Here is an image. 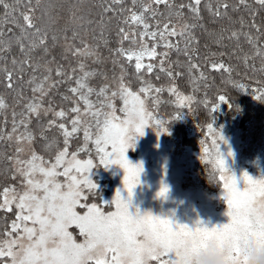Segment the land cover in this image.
<instances>
[{"label":"snow or ice","instance_id":"6c2138e0","mask_svg":"<svg viewBox=\"0 0 264 264\" xmlns=\"http://www.w3.org/2000/svg\"><path fill=\"white\" fill-rule=\"evenodd\" d=\"M19 5L22 24L16 19ZM202 5L214 23L231 26L220 28L215 42H234L231 55L249 71L264 72V28L256 22L264 0H99L93 5L95 19L85 16L82 0H70V27L59 32L51 0H35V6L33 0H0V75L16 100L13 106L0 95V154L8 165L7 182L0 184V264H188V256L210 238L227 245L230 264H237L241 244L250 237L264 244V175L255 178L244 171L238 178L230 170L221 150L227 141L212 122L206 125L211 148L202 147L200 159L212 166L211 179L223 189L228 222L209 227L197 220L189 226L152 211L131 210L144 169L142 162L128 158L129 149H135L146 128L168 134L172 121L201 103L182 93L176 81L185 65L194 85L208 79L197 62V31L207 32ZM241 12L247 20L243 15L233 19L232 13ZM9 24L19 35L13 36L12 27L5 29ZM241 40L251 54L238 55ZM173 52L182 54L185 63L172 61ZM205 59L211 72L234 71L223 60ZM160 74L167 77L166 86L153 82L161 80ZM21 85L32 95L25 96ZM62 86H67L64 93ZM252 90L264 100V90ZM203 96L210 114L220 104L233 106L225 95L215 103L206 92ZM165 105L175 111L162 115ZM53 129L57 135L50 137ZM227 156L234 153L229 150ZM101 165L123 169L127 198L117 189L111 205L92 202L98 185L91 174ZM168 192L162 183L157 196L167 199ZM108 207L113 210L105 211Z\"/></svg>","mask_w":264,"mask_h":264},{"label":"rangeland","instance_id":"374dc122","mask_svg":"<svg viewBox=\"0 0 264 264\" xmlns=\"http://www.w3.org/2000/svg\"><path fill=\"white\" fill-rule=\"evenodd\" d=\"M227 103L220 104V111H226ZM222 133L226 144L221 143L228 166L239 178L247 171L255 178L264 175V116L254 119L242 128L235 120L220 126L213 125ZM220 127V128H219ZM145 135L137 140L135 149H129L128 158L134 163L143 164L141 183L134 190L132 211L139 208L141 213L152 211L155 215L172 217L179 223L193 226L203 220L209 227L227 223L229 217L226 202L222 199L223 189L216 182L213 190L206 188L200 176L206 172L212 175V166L202 163V151L190 146H181L170 133L157 135L146 128ZM207 147L211 148L208 139ZM231 150L234 156H227ZM208 158V157H206ZM209 168V170H208ZM124 171L118 165L108 168L98 166L92 170L91 179L98 185L92 202L107 201L111 205L117 189L127 198L123 188ZM162 183L167 185V199L159 198ZM113 210L111 207L105 211ZM174 214V215H173ZM77 234L76 229H72Z\"/></svg>","mask_w":264,"mask_h":264},{"label":"trees","instance_id":"16d2710c","mask_svg":"<svg viewBox=\"0 0 264 264\" xmlns=\"http://www.w3.org/2000/svg\"><path fill=\"white\" fill-rule=\"evenodd\" d=\"M10 3L14 2V0H9ZM47 2V0H44ZM85 5L86 11L85 16H90L91 18L95 19L97 16L98 9L93 7V5L97 4L99 0H82ZM177 4L181 2H185V0H176ZM230 3H233L234 0H229ZM70 0H51V4L55 6L56 12L54 13L53 23L55 24L56 30L64 29L66 27H70L68 22V5ZM33 5L35 6V0H33ZM23 10V5L17 6V15L16 19L19 23H23L20 20L18 13ZM3 12L4 10L0 8V20L3 19ZM40 12H36V16H40ZM202 15L204 16V24L206 25L207 32L197 31V35L200 40L199 44V60L197 61L200 65L202 70L204 71L205 75L208 77L206 82H200L199 85H194L192 83L193 77L188 75L187 67L185 65L182 71L184 75L181 78H178L176 84L180 91L184 94H192L195 95V98L201 103L194 104L193 109L191 112L185 110L180 119L172 121L169 125V131L173 134L181 144V146H190L193 150H202V147L207 146L208 139H206L207 132H206V125L210 122L213 123L215 126H220L225 124L230 120H235L242 128L246 126L249 122L254 119L260 118L264 116V100H258L255 98V93L252 89H260L264 90V72L256 71L251 72L249 71L244 64H242L236 56L231 55L235 43L225 41L224 44L226 46H220L215 41L217 39V34L219 33L220 28L223 27H231L227 21H223L220 23H214L211 18L208 16L206 11H203L202 5ZM233 19L238 16L243 15L247 20V15L244 12L241 13H232ZM257 24H260L262 28H264V10H260L259 16L256 18ZM43 26V22H41ZM238 26V25H237ZM13 28V36L19 35V29L14 27L13 25L9 24L5 26ZM112 28H115V22H113ZM69 35L71 33L69 32ZM7 36V32H6ZM241 51L238 55L244 54H251L252 49L243 41L240 42ZM59 52L60 49H56L55 55L57 59H59ZM215 53L216 55L213 56L212 54ZM220 53H226V55L221 56ZM13 55H18V49H13ZM107 54V53H105ZM206 57L210 60L220 61L223 60L226 64H230L234 71L231 75L225 74L223 71L220 72H211L205 67V64L208 62L206 61ZM171 60L177 61L179 60L181 64L185 63V57L181 55H177L176 52L171 54ZM257 68L261 66V61L257 59L255 61ZM10 67V65H9ZM110 67V65H109ZM181 70V69H176ZM161 75V80L155 83L167 85L169 83L167 77L163 74ZM28 78L25 75V80ZM206 83V86H205ZM239 86H243L247 88V90L239 89ZM16 87V85H14ZM24 89L25 96H31L32 93L30 92L27 85H21ZM67 86H62L60 88V92H66ZM19 90V89H17ZM207 93V99L213 103L216 102V97L218 95H225L230 99V103L233 105L232 107L226 108V111H220L217 109L214 113H209L207 109L202 106L204 93ZM0 95H3L7 102L10 105L15 106V93L10 92L7 88L5 83L3 82L2 75H0ZM54 99L57 104H60V97L58 94H53ZM167 99V97H165ZM65 108L70 107V104L62 105ZM17 111L20 110L19 107L16 109ZM173 111L174 108L165 105L161 109L162 115H169ZM243 125V126H242ZM220 128V127H219ZM247 129V126L245 127ZM50 137H55L57 135V131L53 129L49 134ZM201 140H205V144H201ZM36 150L39 152L41 151L40 144L36 145ZM7 162L3 158L2 154H0V184H5L7 181L4 179V175L7 170ZM209 170V168H208ZM212 176V175H211ZM201 183L211 190L215 189L217 186L213 185V180L211 179L210 175L204 170L202 175L200 176ZM218 185V184H217ZM2 215V214H0Z\"/></svg>","mask_w":264,"mask_h":264},{"label":"clouds","instance_id":"9594fccd","mask_svg":"<svg viewBox=\"0 0 264 264\" xmlns=\"http://www.w3.org/2000/svg\"><path fill=\"white\" fill-rule=\"evenodd\" d=\"M189 247V246H185ZM227 245L218 246L215 239H208L198 253L188 256V264H230ZM237 264H264V244L250 237L241 244Z\"/></svg>","mask_w":264,"mask_h":264}]
</instances>
